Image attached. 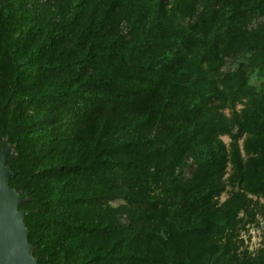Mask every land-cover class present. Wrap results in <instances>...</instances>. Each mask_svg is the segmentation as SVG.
Instances as JSON below:
<instances>
[{
	"label": "trees",
	"instance_id": "obj_1",
	"mask_svg": "<svg viewBox=\"0 0 264 264\" xmlns=\"http://www.w3.org/2000/svg\"><path fill=\"white\" fill-rule=\"evenodd\" d=\"M3 140L37 264H264V0H0Z\"/></svg>",
	"mask_w": 264,
	"mask_h": 264
},
{
	"label": "water",
	"instance_id": "obj_2",
	"mask_svg": "<svg viewBox=\"0 0 264 264\" xmlns=\"http://www.w3.org/2000/svg\"><path fill=\"white\" fill-rule=\"evenodd\" d=\"M14 157L12 145L3 140L0 149V264H37L28 242V230L20 209L26 194L9 186L13 177L7 160Z\"/></svg>",
	"mask_w": 264,
	"mask_h": 264
},
{
	"label": "rangeland",
	"instance_id": "obj_3",
	"mask_svg": "<svg viewBox=\"0 0 264 264\" xmlns=\"http://www.w3.org/2000/svg\"><path fill=\"white\" fill-rule=\"evenodd\" d=\"M255 84H258L257 81H253ZM241 106L237 105L236 109H240ZM228 113V111H225ZM222 140L228 144L230 142L229 138L227 136H223ZM241 143V142H240ZM225 195H223L222 198H224ZM113 205L119 204V201H115L112 203ZM259 225L258 227L255 225H251L248 227V230L246 232L242 233V237L245 240V244L248 245L249 250L253 251L256 250L260 244H262V241L264 240V220L261 218H258Z\"/></svg>",
	"mask_w": 264,
	"mask_h": 264
}]
</instances>
